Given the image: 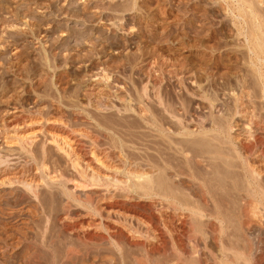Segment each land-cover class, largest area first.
Here are the masks:
<instances>
[{"label":"bare ground","instance_id":"obj_1","mask_svg":"<svg viewBox=\"0 0 264 264\" xmlns=\"http://www.w3.org/2000/svg\"><path fill=\"white\" fill-rule=\"evenodd\" d=\"M239 1L258 18L245 30L258 92L234 75L227 106L202 95L208 111L198 123L210 119L208 129H111L40 99L0 107V214L28 198L50 216L47 201L59 195L56 220L78 243L65 242L56 264L87 258L99 240L118 264H264V0ZM158 93L157 105L181 123ZM82 96L95 114L122 112L87 87ZM135 138L144 142L127 143Z\"/></svg>","mask_w":264,"mask_h":264},{"label":"rangeland","instance_id":"obj_2","mask_svg":"<svg viewBox=\"0 0 264 264\" xmlns=\"http://www.w3.org/2000/svg\"><path fill=\"white\" fill-rule=\"evenodd\" d=\"M248 14L239 0H0V107L40 99L67 114L78 109L111 129H208L210 119L198 123L208 111L204 95L227 106L239 88L234 75L258 92L246 42L258 18ZM154 75L161 76L157 87L151 85ZM86 87L120 108V116L111 109L95 114L84 104ZM153 89L181 123L157 105ZM228 176L236 178L235 172ZM58 196L47 201L50 216L44 201L40 209L28 198L0 214V264H56L65 242L77 245L56 220ZM94 245L89 258L65 263L118 264L113 246L105 240Z\"/></svg>","mask_w":264,"mask_h":264}]
</instances>
